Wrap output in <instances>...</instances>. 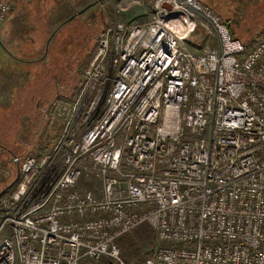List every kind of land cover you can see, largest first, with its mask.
Returning a JSON list of instances; mask_svg holds the SVG:
<instances>
[{
	"label": "built area",
	"instance_id": "2783aa9c",
	"mask_svg": "<svg viewBox=\"0 0 264 264\" xmlns=\"http://www.w3.org/2000/svg\"><path fill=\"white\" fill-rule=\"evenodd\" d=\"M151 6L100 31L49 142L15 159L0 264H124L115 241L142 223L143 264H264V24L242 43L199 0Z\"/></svg>",
	"mask_w": 264,
	"mask_h": 264
},
{
	"label": "rangeland",
	"instance_id": "374dc122",
	"mask_svg": "<svg viewBox=\"0 0 264 264\" xmlns=\"http://www.w3.org/2000/svg\"><path fill=\"white\" fill-rule=\"evenodd\" d=\"M200 1L242 43L264 24V0ZM151 13V0L16 2L0 22V190L15 178V159L41 149L53 135L47 133L56 131L57 125L46 130L48 105L75 98L72 91L96 52L100 31L114 21L147 22ZM155 245L152 236L119 257L134 264Z\"/></svg>",
	"mask_w": 264,
	"mask_h": 264
},
{
	"label": "trees",
	"instance_id": "16d2710c",
	"mask_svg": "<svg viewBox=\"0 0 264 264\" xmlns=\"http://www.w3.org/2000/svg\"><path fill=\"white\" fill-rule=\"evenodd\" d=\"M97 45H98V43L95 46L94 52L97 48ZM94 52L90 56H88V58H87L88 60L92 57ZM84 64H83V67H84ZM80 70H81V68H80ZM81 87H82V80H81V83L79 85H76L74 87V89L72 91V97H76L78 95ZM14 184L11 185L10 187H8L7 190L5 191V193L12 190V188L14 187ZM152 236H154V232L151 229V227L147 223H142V224L138 225L135 229H133V231L131 233L125 234V235L117 238L115 242L119 248V251H121L124 254L126 252V250H128L131 246H133L137 243L143 242L144 240L151 238ZM151 253H152V250L145 251L143 253L142 257L140 258L139 262L134 263V264H143L145 259L148 258L151 255ZM125 264H132V263L127 262Z\"/></svg>",
	"mask_w": 264,
	"mask_h": 264
},
{
	"label": "water",
	"instance_id": "95a60500",
	"mask_svg": "<svg viewBox=\"0 0 264 264\" xmlns=\"http://www.w3.org/2000/svg\"><path fill=\"white\" fill-rule=\"evenodd\" d=\"M16 166H17V171H16L15 178L6 187H4L3 189L0 190V196L5 193V191L7 190L8 187H10L11 185H13L17 181V179L19 177V165H18V162L17 161H16Z\"/></svg>",
	"mask_w": 264,
	"mask_h": 264
},
{
	"label": "crops",
	"instance_id": "0c3cea01",
	"mask_svg": "<svg viewBox=\"0 0 264 264\" xmlns=\"http://www.w3.org/2000/svg\"><path fill=\"white\" fill-rule=\"evenodd\" d=\"M200 1V0H199ZM201 2V1H200ZM204 4V3H203Z\"/></svg>",
	"mask_w": 264,
	"mask_h": 264
}]
</instances>
